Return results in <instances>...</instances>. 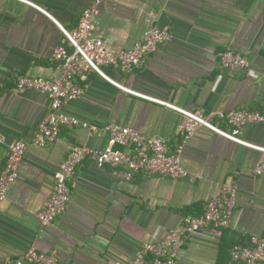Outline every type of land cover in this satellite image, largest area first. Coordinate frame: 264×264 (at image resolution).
<instances>
[{
    "label": "crops",
    "instance_id": "crops-1",
    "mask_svg": "<svg viewBox=\"0 0 264 264\" xmlns=\"http://www.w3.org/2000/svg\"><path fill=\"white\" fill-rule=\"evenodd\" d=\"M27 1L43 11L22 0H0V177L11 145L16 140L27 145L0 206V264H32L22 259L31 247L54 250L58 264H133L143 243L160 240L187 214L201 215L207 198L223 184L237 186L230 225L185 236L174 264H238L231 247L252 235L264 237V174L252 173L264 153L205 127L185 140L178 131L181 113L127 93L93 71L76 76L83 94L62 110L99 130L62 126L53 142L36 146L33 137L49 100L34 89L16 90L15 81L20 75H60L53 51L68 42L58 24L73 30L91 0ZM153 25L170 31L171 39L131 72L105 67L112 79L214 120L218 110L264 114V0H105L94 18V34L108 47L128 49ZM226 49L246 56L257 77L222 69L220 54ZM109 123L163 137L169 152H178L182 166L197 177L140 171L125 180L118 169L85 160L69 181L65 210L51 225H42L37 213L69 146L105 149L108 133L101 128ZM241 137L264 146V124L244 126Z\"/></svg>",
    "mask_w": 264,
    "mask_h": 264
},
{
    "label": "built area",
    "instance_id": "built-area-1",
    "mask_svg": "<svg viewBox=\"0 0 264 264\" xmlns=\"http://www.w3.org/2000/svg\"><path fill=\"white\" fill-rule=\"evenodd\" d=\"M22 1L43 11L30 1ZM103 1L105 0H91L82 10L79 22L73 30L68 31L58 24L68 42V47L59 44L53 51V58L60 67L59 76L45 78L20 75L15 81L16 90L34 89L46 95L49 100L47 115L39 122L33 137L36 146L42 147L53 142L62 126L80 124L91 134L99 130L96 125L81 122L62 110L66 102L75 100L83 94V87L77 82L76 76L93 71L127 93L181 113L183 119L178 131L185 140L190 139L199 127H205L235 143L264 153V146L250 143L241 137L244 126L252 123L264 124V114L258 110H218L215 112L214 120L199 109L181 108L171 102L137 92L112 79L104 70L105 67L131 72L140 67L160 45L169 41L172 34L166 28L153 25L128 49L117 50L108 47L102 38L94 34V18ZM219 62L221 68L229 72L243 70L248 76L257 77L246 56L238 51L232 49L222 51ZM224 125L231 128L226 129ZM101 131L108 133V145L105 149H94L85 144L69 146L66 157L62 159L55 172L52 190L37 213L42 225H51L65 210L70 199L69 181L75 174L76 167L85 160L92 161L97 166L108 165L118 169L117 175L125 180L132 179L140 171L173 179L187 177L194 180L197 177L182 166L178 152H169L163 137L143 135L132 127L117 123L104 125ZM26 148L24 141L16 140L9 149L5 164L6 174L0 177V206L6 199L11 183L18 177V166ZM252 173L264 174V160L254 165ZM236 195L235 184H223L217 192L207 198L201 215L187 214L178 224L169 227L160 240L143 243L134 255L133 264H174L185 236L199 233L210 225L218 228L230 225ZM230 254L232 261L238 264H263L264 237L252 235L247 243L233 245ZM22 259L32 264H58L54 250L41 252L34 247L27 249Z\"/></svg>",
    "mask_w": 264,
    "mask_h": 264
}]
</instances>
